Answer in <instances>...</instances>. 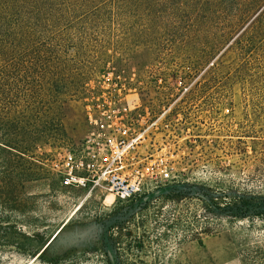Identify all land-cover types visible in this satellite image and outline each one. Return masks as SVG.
Here are the masks:
<instances>
[{"label":"rangeland","instance_id":"1","mask_svg":"<svg viewBox=\"0 0 264 264\" xmlns=\"http://www.w3.org/2000/svg\"><path fill=\"white\" fill-rule=\"evenodd\" d=\"M114 80L170 164L127 201L51 168ZM0 95V264H264V0L39 1L0 24Z\"/></svg>","mask_w":264,"mask_h":264},{"label":"built area","instance_id":"2","mask_svg":"<svg viewBox=\"0 0 264 264\" xmlns=\"http://www.w3.org/2000/svg\"><path fill=\"white\" fill-rule=\"evenodd\" d=\"M103 85L86 107L89 135L53 160L51 168L64 188L90 194L102 189L127 201L168 176L163 147L152 150L149 142L163 125L153 121L148 108L128 105L123 85L115 80ZM177 87L185 89L182 81Z\"/></svg>","mask_w":264,"mask_h":264},{"label":"trees","instance_id":"3","mask_svg":"<svg viewBox=\"0 0 264 264\" xmlns=\"http://www.w3.org/2000/svg\"><path fill=\"white\" fill-rule=\"evenodd\" d=\"M39 1L43 0H0V24L2 25L3 21L7 19H11L13 22H18L24 12L25 7L31 6ZM6 104H8V102H6L5 98L1 97L0 95V109L3 110L4 108H6ZM206 202L208 208L214 209L220 213H224L227 217L230 218L260 215V200L259 202H255L254 198L239 200L238 203H226L222 206H219V204L215 203L214 200H207ZM60 233L61 231L45 245L42 253L54 248ZM40 256L39 258H41ZM56 260L57 259L50 261L52 263H55Z\"/></svg>","mask_w":264,"mask_h":264},{"label":"bare ground","instance_id":"4","mask_svg":"<svg viewBox=\"0 0 264 264\" xmlns=\"http://www.w3.org/2000/svg\"><path fill=\"white\" fill-rule=\"evenodd\" d=\"M62 228V227H61Z\"/></svg>","mask_w":264,"mask_h":264}]
</instances>
